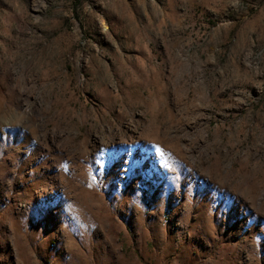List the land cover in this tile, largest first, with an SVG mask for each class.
Listing matches in <instances>:
<instances>
[{
    "label": "rangeland",
    "instance_id": "1",
    "mask_svg": "<svg viewBox=\"0 0 264 264\" xmlns=\"http://www.w3.org/2000/svg\"><path fill=\"white\" fill-rule=\"evenodd\" d=\"M0 264H264V0H0Z\"/></svg>",
    "mask_w": 264,
    "mask_h": 264
}]
</instances>
